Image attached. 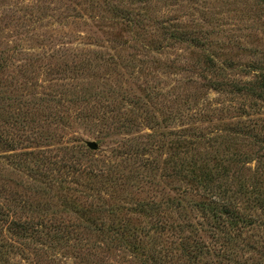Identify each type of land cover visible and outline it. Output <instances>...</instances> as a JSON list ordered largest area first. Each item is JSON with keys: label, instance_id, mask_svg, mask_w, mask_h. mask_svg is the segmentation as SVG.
Returning a JSON list of instances; mask_svg holds the SVG:
<instances>
[{"label": "rangeland", "instance_id": "rangeland-1", "mask_svg": "<svg viewBox=\"0 0 264 264\" xmlns=\"http://www.w3.org/2000/svg\"><path fill=\"white\" fill-rule=\"evenodd\" d=\"M0 264H264V0H0Z\"/></svg>", "mask_w": 264, "mask_h": 264}, {"label": "water", "instance_id": "water-1", "mask_svg": "<svg viewBox=\"0 0 264 264\" xmlns=\"http://www.w3.org/2000/svg\"><path fill=\"white\" fill-rule=\"evenodd\" d=\"M88 146L93 148V149H96L98 147V144L97 142L93 141V140H90L87 142Z\"/></svg>", "mask_w": 264, "mask_h": 264}]
</instances>
